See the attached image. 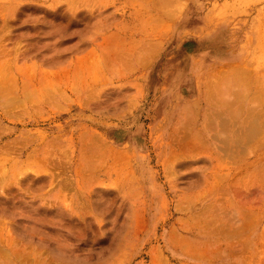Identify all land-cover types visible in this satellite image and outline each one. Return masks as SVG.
I'll list each match as a JSON object with an SVG mask.
<instances>
[{"label":"rangeland","instance_id":"rangeland-1","mask_svg":"<svg viewBox=\"0 0 264 264\" xmlns=\"http://www.w3.org/2000/svg\"><path fill=\"white\" fill-rule=\"evenodd\" d=\"M38 64L70 82L0 93L1 141H24L0 161V264H264V96L227 112L235 70L264 78V0H0V78Z\"/></svg>","mask_w":264,"mask_h":264},{"label":"bare ground","instance_id":"bare-ground-1","mask_svg":"<svg viewBox=\"0 0 264 264\" xmlns=\"http://www.w3.org/2000/svg\"><path fill=\"white\" fill-rule=\"evenodd\" d=\"M145 1V0H144ZM147 1V0H146ZM151 2V1H150ZM147 5V4H146ZM144 7V6H143ZM143 9V8H142ZM146 9V8H145ZM152 20V19H151ZM157 20H159V22L161 21V19H159V18H157ZM156 21V20H155ZM153 25V24H152ZM156 27V26H155ZM158 27V26H157ZM151 30V29H150ZM147 34V33H146ZM116 39H118L117 37H116ZM114 40H115V38L114 37H112L111 36V34H108L104 39H102V45H105V46H107V45H110L111 47L112 46H114ZM131 42V41H130ZM132 43V42H131ZM120 44H122L123 45V42H120L119 43V45ZM99 47V46H98ZM18 48V47H17ZM111 49V48H110ZM112 49H116V48H113L112 47ZM119 49V48H118ZM18 50V49H17ZM16 50V51H17ZM111 53H109V56H107V57H111V55H110ZM113 54V53H112ZM120 54V53H119ZM121 55V54H120ZM24 56V55H23ZM86 56L87 57H85V59H78L77 61V64L75 65V67H73V69H74V74H72V75H70V76H73V78H75V77H79V76H81V72H82V77H79L77 80H76V82H77V86L78 87H80V86H82L83 84H85L86 82L88 83L89 81H90V77H92L94 74H93V72H94V70L96 69V67H98V66H102V64H100V65H98L99 63H100V60L98 59V58H96L97 60L96 61H94L93 60V56H94V52H90V53H87L86 54ZM18 55L17 56H14L13 58L14 59H16V60H18ZM23 58H25V57H23ZM90 59V60H92V61H94V62H84V60L86 61L87 59ZM137 60H139V59H137ZM99 61V62H98ZM33 65H35V64H33ZM39 66V71H40V73L39 72H36L35 74H33L32 76H31V78H33V79H30V80H32V81H28L27 83L25 82V83H23V84H18V83H15L14 82V80H12L11 81V79L10 80H8L6 77H1L0 78V93H50L52 90H56V87L58 86V84H56V83H61L62 81L63 82H66V83H69L70 82V76L68 75V73L66 72V65H63V66H60L59 68H58V70H56V71H54L53 70V72H47V71H45V70H42L41 69V66H43V65H41V64H38ZM90 66H93V67H90ZM242 67V66H241ZM236 68H238V67H236ZM246 68V67H245ZM239 69V68H238ZM47 70V69H46ZM49 71V70H48ZM85 71V72H84ZM64 72V73H63ZM237 72V73H236ZM249 72H250V70H249ZM34 73V72H33ZM252 74V73H251ZM251 74L249 75L248 73H247V69H246V71H244V69H240V71L239 70H235V72H233L230 76H232V78L235 80V81H237V83L240 85V87H242V88H240V90L239 91H237V92H234L233 91V93H237L236 94V99H232L231 98V100H234V104L236 105V106H234V104H232V103H230V105L229 106H227V108H228V110H227V112H230V113H232V114H238V112L240 113V114H252V113H254L253 111H251V110H253V109H255V107H257V106H259L260 104V102H262L263 100V96H264V93L263 94H260V95H258V98H257V96L256 95H254V94H252V95H250V97L252 96L253 97V99H251V100H249V106L248 107H244V105H246V103L244 102V103H242L241 102V100H240V95H239V93H262L264 90H261V88L262 89H264V87H261V85H263V81H264V78L263 79H259V80H256L257 78H253V82L255 83V87H253V88H249L251 85H252V83H251V79H250V76H251ZM262 75V74H261ZM229 76V77H230ZM8 77V76H7ZM9 78H11V77H9ZM94 78V77H93ZM5 79H7V80H5ZM54 79H57V80H54ZM228 80H227V85H228V83L230 82V78H227ZM233 79H231V81H234ZM29 80V79H28ZM255 80V81H254ZM24 81V80H23ZM96 80H94V82H95ZM17 82V81H16ZM35 83V84H34ZM37 83L39 84V88L36 86L37 85ZM234 84L235 83H233L232 85L234 86ZM27 85V86H26ZM42 89V90H41ZM75 89V88H74ZM227 92H229L230 91V88H228V86H227ZM76 90V92L78 91L79 92V90L76 88L75 89ZM262 91V92H261ZM232 93V92H231ZM2 95V94H1ZM9 95V94H8ZM263 95V96H262ZM10 96V95H9ZM242 96V95H241ZM255 96V97H254ZM262 96V97H261ZM28 97V96H27ZM235 97V96H234ZM243 97H244V95H243ZM242 97V99H245V98H243ZM245 97H247L246 95H245ZM251 97V98H252ZM262 98V99H260V98ZM16 98H18V97H16V96H13L12 95V99H11V96H10V98L8 97V100L9 99H11V101L10 102H13V101H17L16 100ZM228 98V97H227ZM257 99V101L259 100V102H255V101H253V104L251 103V101L252 100H256ZM21 99V98H20ZM261 100V101H260ZM7 101V100H6ZM5 101V102H6ZM9 101H7V102H9ZM227 101H229V102H232V101H230L229 99L227 100ZM227 101H226V103H227ZM236 101V102H235ZM255 102V103H254ZM263 103V102H262ZM254 106V105H257V106H252V105ZM10 105V104H9ZM227 105H228V103H227ZM231 105H233V106H231ZM250 105H251V107H250ZM263 105V104H262ZM232 107V108H231ZM253 108V109H252ZM7 109V108H6ZM243 109H247V111H245V110H243ZM8 110V109H7ZM262 111H264L262 108H260V109H258V111H256L257 112V114H258V116H257V114H256V112L253 114V115H250V116H254V115H256L257 117H253L254 118V120H255V122H258L259 123V121H261V120H263V122H264V112H262ZM6 112V111H5ZM209 113V112H208ZM6 114H8L9 115V113L8 112H6ZM259 116H260V118L261 119H259ZM257 119V120H256ZM258 119H259V121H258ZM230 120L231 119H227V121H228V123H231L230 122ZM262 122V121H261ZM263 122L262 123H259V124H257L256 123V127H254V129L256 130L255 131V133L256 132H258V134L259 133H262V132H260V127H259V125H261V124H263ZM236 125V126H235ZM264 125V124H263ZM231 126H235L236 127V131H238V126H240V125H237V124H235V123H231ZM230 126V127H231ZM257 126H258V128H260L259 130H258V128H257ZM229 127V124H228V128L230 129V131H231V128H233V127H231L230 128ZM238 127V128H237ZM262 128H263V126H261ZM8 128V127H7ZM240 129V128H239ZM2 130V129H1ZM233 130H235V128H233ZM258 130V131H257ZM263 130H264V128H263ZM247 131V130H246ZM245 131V132H246ZM184 132V131H183ZM264 132V131H263ZM2 133H4V132H2V131H0V134H2ZM39 133V132H38ZM185 133L187 134V132L185 131ZM25 134V133H24ZM184 134V133H183ZM251 134V133H250ZM250 134H248V135H250ZM263 135H264V133H262ZM1 136V135H0ZM8 136V135H7ZM187 136H189V135H187ZM197 137H198V135H197ZM263 137V136H262ZM182 138V137H181ZM199 138V137H198ZM257 138V137H256ZM1 139H2V137H0V161L2 162V160H4V159H6L7 157L5 156V154H11V155H13L12 154V152L16 149L15 147L17 146V144L18 143H21V142H24V141H20V142H17L18 141V139H16V138H12V139H9V140H7V141H4V142H2L1 141ZM189 139V138H188ZM200 139V138H199ZM259 139H261L260 137H259ZM258 139V140H259ZM43 141V140H42ZM256 141H257V139H256ZM263 141V140H262ZM183 142V141H182ZM26 143V142H25ZM203 143V142H202ZM23 143H21L20 145H22ZM49 144V143H48ZM187 144V143H186ZM190 144V143H189ZM19 145V144H18ZM52 145H54V144H52ZM193 146V145H192ZM205 146V145H204ZM231 147V146H230ZM20 150V149H19ZM233 150V149H232ZM231 150V151H232ZM17 151V150H16ZM50 151V150H49ZM15 152V151H14ZM18 152V151H17ZM232 152H234V151H232ZM231 152V153H232ZM234 154V153H233ZM27 157H29V156H27ZM7 163V162H6ZM15 164H18V163H15ZM14 164V165H15ZM10 166H11V164H9ZM241 167V166H240ZM1 168V167H0ZM3 168H1L0 169V171H3L2 170ZM238 170V169H237ZM240 170V169H239ZM261 179H264V177L263 178H261ZM231 198V197H230ZM231 200V199H230ZM233 203V201L231 200L230 201V204H232ZM235 206V205H234ZM245 208H247V207H245ZM249 208V207H248ZM250 208H253L252 206H250ZM244 211V210H243ZM242 211V212H243ZM241 212V213H242ZM251 212V211H250ZM249 212V213H250ZM245 213H248V211H246ZM252 214H255V213H257V212H251ZM250 213V214H251ZM238 214V213H237ZM249 214V215H250ZM251 214V215H252ZM236 215V214H235ZM243 215H244V212H243ZM248 217H249V215L248 214H246ZM246 215H244L243 216V219H244V221H245V219H247L248 217L246 216ZM254 217L256 218V221H255V219H254ZM257 217H259V216H251V218L250 219H252V221H255V223L256 222H258V218ZM248 218V219H249ZM249 219V221L251 222V220ZM254 219V220H253ZM249 221H245V223L243 222V224H245V225H242V222L240 223L242 226V228L244 229V230H246V229H249L250 227H252V226H250L249 228H247V226L249 225L248 223H249ZM239 222H240V220H239ZM246 222H248L247 224H246ZM252 223V222H251ZM206 225V224H205ZM208 225V224H207ZM211 225V224H210ZM210 225H208V226H210ZM234 225V224H233ZM204 226V225H203ZM245 226V227H244ZM205 227V226H204ZM229 226H227V228H228ZM239 228L238 229V227H234V229L232 230V231H228L229 233H232L234 230V232L236 233V231H237V229H238V231L237 232H241L240 230H243L242 228ZM206 228V227H205ZM233 228V227H232ZM217 229V228H216ZM222 229V228H221ZM212 231V230H211ZM219 232H222L223 233V231H219ZM226 232V231H225ZM227 232V233H228ZM242 243V242H241ZM231 245H233L232 243L230 244V246ZM243 246H244V243H243ZM239 247V246H238ZM237 247V248H238ZM194 248V247H193ZM237 248H234L233 250H237ZM240 248V247H239ZM238 248V249H239ZM230 249H231V247H230ZM230 249H229V251H227L228 253H229V255L230 254H236L235 253V251L234 252H230ZM242 249V248H241ZM240 249V250H241ZM232 250V249H231ZM238 251V250H237ZM243 251H244V248H243ZM242 251V252H243ZM246 251V250H245ZM240 253H241V251H240Z\"/></svg>","mask_w":264,"mask_h":264}]
</instances>
